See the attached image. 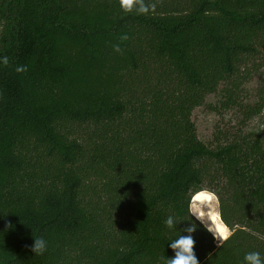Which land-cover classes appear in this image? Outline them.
I'll return each mask as SVG.
<instances>
[{"label": "trees", "instance_id": "obj_1", "mask_svg": "<svg viewBox=\"0 0 264 264\" xmlns=\"http://www.w3.org/2000/svg\"><path fill=\"white\" fill-rule=\"evenodd\" d=\"M154 2L0 0V264H164L190 221L199 264L264 256L246 230L264 234V127L205 144L191 120L207 97L264 110V0ZM202 188L234 232L221 246L189 217Z\"/></svg>", "mask_w": 264, "mask_h": 264}, {"label": "clouds", "instance_id": "obj_2", "mask_svg": "<svg viewBox=\"0 0 264 264\" xmlns=\"http://www.w3.org/2000/svg\"><path fill=\"white\" fill-rule=\"evenodd\" d=\"M118 3L121 11L126 15L133 13L136 15H148L150 12L154 13L157 7V3L148 4L146 0H118ZM128 39V34L120 35L118 42L112 45L113 52L123 54L124 49L121 45ZM0 64L8 67L10 65L9 57H0ZM27 71V65L15 67L17 74H23ZM188 213L189 217H194L213 236L217 246H221L223 242H226L234 235V232L222 220L219 196L207 188H202L192 195L188 203ZM181 222L177 217L170 215L166 218L165 225L169 229L176 230L177 225ZM6 227L11 228L12 225L8 224ZM197 230V224L190 221L187 227L178 231V237L169 244L174 256L172 258L166 257L164 264H199V259L193 251L195 241L192 237V234ZM246 230L258 239L264 240V234L254 232L251 229ZM47 247L45 239L36 238L31 246V251L33 254L43 255L47 251ZM244 264H264V256H261L257 251L248 252L244 256Z\"/></svg>", "mask_w": 264, "mask_h": 264}, {"label": "rangeland", "instance_id": "obj_3", "mask_svg": "<svg viewBox=\"0 0 264 264\" xmlns=\"http://www.w3.org/2000/svg\"><path fill=\"white\" fill-rule=\"evenodd\" d=\"M191 120L197 138L206 144L212 142L216 131L223 130L224 127H247V129L264 127V110L258 116L245 121L238 112L219 107L216 98L207 97L203 106L193 110Z\"/></svg>", "mask_w": 264, "mask_h": 264}]
</instances>
